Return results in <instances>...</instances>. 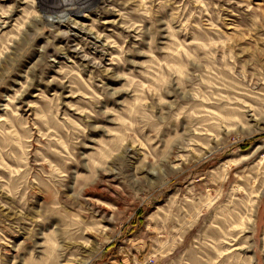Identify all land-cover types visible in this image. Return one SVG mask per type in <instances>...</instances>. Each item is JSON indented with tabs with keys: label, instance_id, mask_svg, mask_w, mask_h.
Instances as JSON below:
<instances>
[{
	"label": "rangeland",
	"instance_id": "374dc122",
	"mask_svg": "<svg viewBox=\"0 0 264 264\" xmlns=\"http://www.w3.org/2000/svg\"><path fill=\"white\" fill-rule=\"evenodd\" d=\"M264 0H0V264H264Z\"/></svg>",
	"mask_w": 264,
	"mask_h": 264
},
{
	"label": "bare ground",
	"instance_id": "6f19581e",
	"mask_svg": "<svg viewBox=\"0 0 264 264\" xmlns=\"http://www.w3.org/2000/svg\"><path fill=\"white\" fill-rule=\"evenodd\" d=\"M264 59V58H263Z\"/></svg>",
	"mask_w": 264,
	"mask_h": 264
}]
</instances>
